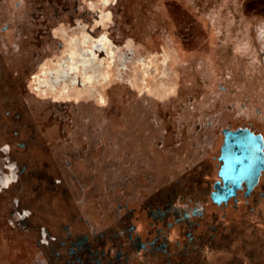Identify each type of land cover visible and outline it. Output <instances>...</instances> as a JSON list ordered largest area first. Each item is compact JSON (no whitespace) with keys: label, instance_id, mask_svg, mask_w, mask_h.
<instances>
[{"label":"flooded vegetation","instance_id":"1","mask_svg":"<svg viewBox=\"0 0 264 264\" xmlns=\"http://www.w3.org/2000/svg\"><path fill=\"white\" fill-rule=\"evenodd\" d=\"M146 1L0 0L9 264H264V92L215 41L175 83ZM210 11L153 32L191 41Z\"/></svg>","mask_w":264,"mask_h":264},{"label":"rangeland","instance_id":"2","mask_svg":"<svg viewBox=\"0 0 264 264\" xmlns=\"http://www.w3.org/2000/svg\"><path fill=\"white\" fill-rule=\"evenodd\" d=\"M220 1H218L219 4L215 2L212 4L213 6H208L202 3L203 0H147L144 2L147 4V9L153 8L154 13L144 17L140 16L139 11L137 12L140 20L145 18L144 22L150 21L147 27L149 32L146 35V42L149 47L157 52L160 46H163L164 55L167 58L166 67L172 74L174 82L183 89H188L190 85L195 83L190 74V63L200 49L202 50L208 45L212 46L214 41L218 46L227 47L228 45V56L231 58L228 57L229 61L242 71V75L236 77L243 78L247 85H251V90L257 88L264 92V0H231L234 1L232 5L231 1ZM195 6H198L200 11L208 8L213 10L214 8V12L206 13L202 19L203 22L199 19V28L191 27L194 32L191 41L180 40L174 36L161 38L159 34L153 32L151 23L154 22L156 25L162 23L163 20L169 18L168 16L173 17L175 22L182 18L183 23L181 25H187L185 20L190 15H194ZM139 7L140 5H138ZM183 9L187 10V12H183L184 14L181 11ZM212 13L216 15V18L212 16ZM137 16L136 18H138ZM180 32L183 36L188 34ZM212 35L214 38L211 37ZM230 35L231 41L228 42ZM114 91H110L109 94H114ZM246 123L249 122L241 119L234 122L233 126H241ZM253 124L262 130V125L259 122L253 121ZM145 226L146 223H139L140 228L143 229ZM3 242L4 240L0 239V249L2 250L0 257H4L5 264H9L11 260L17 259L19 254L3 249Z\"/></svg>","mask_w":264,"mask_h":264},{"label":"water","instance_id":"3","mask_svg":"<svg viewBox=\"0 0 264 264\" xmlns=\"http://www.w3.org/2000/svg\"><path fill=\"white\" fill-rule=\"evenodd\" d=\"M234 135H232L231 136V139L233 138V137H235V136H240V133L242 134V133H246L248 136H246V137H243L244 139H241L242 140V142H243V145H241L240 147H245V143L247 142V141H249L250 139H247V138H250V135H251V133L249 132V130H246V129H241V128H239V129H237L235 132H232ZM246 138V139H245ZM226 148V146L223 148V150Z\"/></svg>","mask_w":264,"mask_h":264},{"label":"bare ground","instance_id":"4","mask_svg":"<svg viewBox=\"0 0 264 264\" xmlns=\"http://www.w3.org/2000/svg\"><path fill=\"white\" fill-rule=\"evenodd\" d=\"M211 32H212V31H211ZM210 34H212V33H210ZM211 37L214 38L213 35H212ZM3 261H4V259H1V258H0V264H3Z\"/></svg>","mask_w":264,"mask_h":264},{"label":"snow or ice","instance_id":"5","mask_svg":"<svg viewBox=\"0 0 264 264\" xmlns=\"http://www.w3.org/2000/svg\"><path fill=\"white\" fill-rule=\"evenodd\" d=\"M101 2H103V0H101Z\"/></svg>","mask_w":264,"mask_h":264}]
</instances>
